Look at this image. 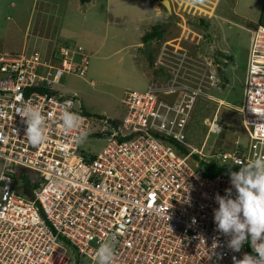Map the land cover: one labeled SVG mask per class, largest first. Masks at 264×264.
Returning a JSON list of instances; mask_svg holds the SVG:
<instances>
[{
  "label": "built area",
  "instance_id": "2783aa9c",
  "mask_svg": "<svg viewBox=\"0 0 264 264\" xmlns=\"http://www.w3.org/2000/svg\"><path fill=\"white\" fill-rule=\"evenodd\" d=\"M254 35L250 58L264 50V27ZM60 52L58 67L52 52L48 60L35 53L23 61L0 54V264H95V251L110 234L117 236L113 264H233V256L252 254L247 243L239 253L227 248L230 237L216 230L213 210L216 194L231 187V168L264 153V82L256 76L261 67L249 63L240 110L250 125L244 128L248 144L220 152L212 163L223 170L209 177L200 171V161L211 162L196 161L194 150L184 147L187 100L166 107L169 102L152 94L135 93L136 100L124 102L121 119L113 120L118 123L93 118L73 99L53 93L74 61ZM258 57L264 62L263 53ZM174 58L181 62L179 73L191 74L183 66L189 61L202 79L207 69L202 60ZM81 60L82 69L71 74L86 71L87 60ZM174 67L165 65L172 73ZM207 82L196 79L194 89ZM166 94L171 103L179 97L172 89ZM66 101L83 117L81 128L67 134L60 127ZM149 101L152 108L144 110ZM26 103L39 106L46 117L48 139L38 148L27 142V126L17 113ZM81 132H87L83 144L76 139ZM92 138L106 141L97 154L84 149ZM28 173L36 177L28 179Z\"/></svg>",
  "mask_w": 264,
  "mask_h": 264
},
{
  "label": "rangeland",
  "instance_id": "374dc122",
  "mask_svg": "<svg viewBox=\"0 0 264 264\" xmlns=\"http://www.w3.org/2000/svg\"><path fill=\"white\" fill-rule=\"evenodd\" d=\"M163 1H168L170 11ZM255 4L256 0H0V54L9 61H23L35 53L48 60L52 52L53 67H58L60 51L69 53L72 68L53 85L55 93L73 99L93 118L112 119V125L121 119L127 98L152 94L159 102H169L166 107L187 100L191 111L189 126L183 130L184 147L194 150L196 161L212 163L220 152L247 146L249 141L245 129L250 125L240 110L250 62L261 67L256 76L264 82V62L258 57L264 50L249 56L254 33L264 27ZM156 25L164 32L147 42L150 60L141 39ZM75 55L80 59L76 61ZM181 55L205 63L202 79L194 75L198 67L189 61L183 66L191 74L178 72L181 62L174 57ZM81 59L87 60L86 71L71 74L74 68L82 69ZM170 63L174 74L165 68ZM196 79L208 82L194 89L199 86ZM170 89L179 96L172 103L166 94ZM150 104L143 109L152 108ZM105 144L103 138H92L84 149L97 154ZM35 177L27 174L28 179Z\"/></svg>",
  "mask_w": 264,
  "mask_h": 264
},
{
  "label": "clouds",
  "instance_id": "9594fccd",
  "mask_svg": "<svg viewBox=\"0 0 264 264\" xmlns=\"http://www.w3.org/2000/svg\"><path fill=\"white\" fill-rule=\"evenodd\" d=\"M72 101H66L60 115V127L71 133L80 129L83 117L70 110ZM17 113L26 124L25 137L33 147L47 142L46 117L39 106L24 104ZM87 132H81L76 138L83 144ZM231 187L225 189V195L215 196L218 207L213 210L216 230L230 237L227 248L239 253L247 243L252 254L245 253L242 259L233 256V264H264V153H258L249 163L243 164L239 171L229 172ZM235 189V196H233ZM116 234L109 237L95 251V264H113Z\"/></svg>",
  "mask_w": 264,
  "mask_h": 264
},
{
  "label": "trees",
  "instance_id": "16d2710c",
  "mask_svg": "<svg viewBox=\"0 0 264 264\" xmlns=\"http://www.w3.org/2000/svg\"><path fill=\"white\" fill-rule=\"evenodd\" d=\"M80 1L82 3H85V2H89L90 0H80ZM202 22H204V21H202ZM160 28H161V25L154 26L152 28L151 32H147V33L144 34V36L142 37L141 41L143 43H147V42H150L154 38L155 39L161 38L164 30L163 29H160ZM221 56H223V58L227 59L229 62H233L234 61L233 57L230 56V55H223V54H221ZM150 60H152V57L151 56H150ZM53 93H55V92H53ZM84 111H86V109H84ZM231 169L234 170V171H238L239 170V169H236V168H231ZM222 170H223V168H217L214 163L207 164V163H205L203 161H200V171L205 176H209V177L215 176L219 172H221Z\"/></svg>",
  "mask_w": 264,
  "mask_h": 264
},
{
  "label": "water",
  "instance_id": "95a60500",
  "mask_svg": "<svg viewBox=\"0 0 264 264\" xmlns=\"http://www.w3.org/2000/svg\"><path fill=\"white\" fill-rule=\"evenodd\" d=\"M163 5H164V7L166 8L167 11L171 10L168 1H163ZM150 48H151V43H146L144 45V52H145V56H146L147 59H149V57H150V54H149ZM24 193L26 195H28L31 199H33V196H32V194H31L29 189H25Z\"/></svg>",
  "mask_w": 264,
  "mask_h": 264
},
{
  "label": "crops",
  "instance_id": "0c3cea01",
  "mask_svg": "<svg viewBox=\"0 0 264 264\" xmlns=\"http://www.w3.org/2000/svg\"><path fill=\"white\" fill-rule=\"evenodd\" d=\"M255 10L258 14V18H259V23L262 24V22L264 21V0H256V4H255ZM260 13V14H259ZM264 26V24H262Z\"/></svg>",
  "mask_w": 264,
  "mask_h": 264
},
{
  "label": "bare ground",
  "instance_id": "6f19581e",
  "mask_svg": "<svg viewBox=\"0 0 264 264\" xmlns=\"http://www.w3.org/2000/svg\"><path fill=\"white\" fill-rule=\"evenodd\" d=\"M210 166V165H209Z\"/></svg>",
  "mask_w": 264,
  "mask_h": 264
}]
</instances>
